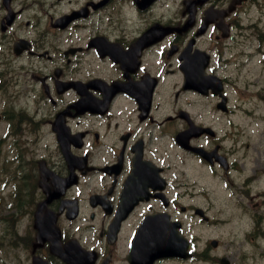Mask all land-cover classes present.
I'll use <instances>...</instances> for the list:
<instances>
[{"label":"flooded vegetation","instance_id":"flooded-vegetation-1","mask_svg":"<svg viewBox=\"0 0 264 264\" xmlns=\"http://www.w3.org/2000/svg\"><path fill=\"white\" fill-rule=\"evenodd\" d=\"M254 4L0 0V264L264 259V129L222 75L254 41L264 56V30L242 21ZM217 180L227 246L201 241ZM170 232L187 258L152 250Z\"/></svg>","mask_w":264,"mask_h":264},{"label":"rangeland","instance_id":"rangeland-1","mask_svg":"<svg viewBox=\"0 0 264 264\" xmlns=\"http://www.w3.org/2000/svg\"><path fill=\"white\" fill-rule=\"evenodd\" d=\"M242 21L243 24L247 25L248 29L250 27V29L264 30V0H259L258 5L254 4L249 13V17H243ZM255 47L256 41H254L251 48L248 49V51H252L253 56H251V54L250 56L244 57L245 62L240 69H238L235 62L232 65L225 66L224 70L226 73H222V75L228 76L231 74V79L233 80L230 82L228 88L231 103L243 106H257L258 109L255 111L254 126L255 128L262 127L264 129V120L260 119V116L264 115V56L258 54ZM239 71L241 75L236 76V74H239ZM243 123H245V120H243ZM210 186L214 187V182H211ZM217 219H219L217 221V228H206L201 241L203 243L206 238L213 237L221 241L222 245L224 244L227 246L230 243L229 240L232 234L231 192L230 189L226 188L223 182L218 180ZM246 259L247 258H242L243 262H246ZM189 264L196 263L189 262ZM238 264L241 263L238 262ZM257 264H264V259H258Z\"/></svg>","mask_w":264,"mask_h":264},{"label":"water","instance_id":"water-1","mask_svg":"<svg viewBox=\"0 0 264 264\" xmlns=\"http://www.w3.org/2000/svg\"><path fill=\"white\" fill-rule=\"evenodd\" d=\"M221 88L220 80L217 79V92H220ZM219 106H223V103L219 104ZM155 236L152 242V250L156 251L158 256L172 255L186 257L185 250L188 245L183 239H180L176 232H170L164 236L160 234Z\"/></svg>","mask_w":264,"mask_h":264}]
</instances>
